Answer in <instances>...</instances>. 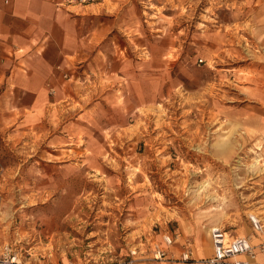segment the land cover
Instances as JSON below:
<instances>
[{"label": "rangeland", "instance_id": "1", "mask_svg": "<svg viewBox=\"0 0 264 264\" xmlns=\"http://www.w3.org/2000/svg\"><path fill=\"white\" fill-rule=\"evenodd\" d=\"M221 1L128 0L143 14V47L134 39L127 45L132 68L118 91L101 88L98 74L85 82L111 93L112 117L74 125L69 133L51 119L46 131L14 123L11 138L0 129L2 243L21 248L33 264L28 245L60 234L79 246L63 252L69 262L107 264L115 258L108 248L127 255L178 222L221 225L234 236L248 215L264 216V158L255 153L261 143L238 123L257 114L246 98L254 49L245 36L239 43V30L217 27L218 20H231ZM68 165L87 171L71 172ZM46 181L61 187L44 188Z\"/></svg>", "mask_w": 264, "mask_h": 264}, {"label": "crops", "instance_id": "2", "mask_svg": "<svg viewBox=\"0 0 264 264\" xmlns=\"http://www.w3.org/2000/svg\"><path fill=\"white\" fill-rule=\"evenodd\" d=\"M127 1L103 0L73 5L70 0H0L1 130L8 132L10 138L11 125L14 123L24 127L40 126L46 131L47 119H51V123L62 126L69 133L74 125H98L104 123L101 120L104 115L110 113L112 117L111 93L105 92L106 89L100 90L99 86L92 87L91 90L85 82L89 74H98L101 88L113 86L118 91L129 65L132 68L133 58L127 57V45L134 39L136 48L143 47L142 41H138V37H143L142 10L138 17L137 7L127 6ZM221 4L220 8L228 9L231 20L220 19L217 27L227 26L239 30V43V37L245 36L254 49V79L247 83L245 96L250 103L249 107L256 108L257 114L246 119L240 118L238 123L249 125L255 140L261 143L256 148V156L263 160L264 0H222ZM98 45H102V48H97ZM135 68L137 69L136 64ZM101 75L104 78H100ZM89 91L91 95L87 99L86 92ZM105 100L108 106L105 105ZM116 107L120 109L119 105ZM138 107L135 103L136 110ZM73 108L76 110L71 115L70 110ZM70 116L72 119L68 118ZM111 122L112 120H105V123ZM64 167L46 166L55 172H63ZM66 168L71 172L87 171L82 165H68ZM41 185L52 189L61 187L59 181H46ZM250 216H247V226L236 230V235L230 236L225 232L229 237L249 238L251 245L256 247L264 242V231L253 230ZM256 217L264 221V216ZM215 228L224 230L221 225L211 224L203 228L196 222L182 221L177 223L173 231L145 237L147 243L159 244L169 254L177 257L184 251L185 242L189 241L192 259L203 260L202 263L162 261L150 264H207L204 261L213 256L211 234ZM165 234H169L173 240L170 246L163 242ZM177 235L179 236L176 237ZM59 236L60 234H56L53 238L40 239L39 242L28 245L30 254L33 253L29 260L34 261L33 264L68 263L69 260L62 256L63 252L73 254L79 246L73 238L63 242ZM3 239L0 236V253L4 245H10L9 242L2 243ZM48 245H51V250H44ZM52 248L55 249V256ZM107 250V254H115L118 258L126 255V250L118 247ZM37 252L40 258L36 256ZM238 259L250 264H264V252L256 249L254 259L246 255L238 256ZM89 261L84 264H103L96 259Z\"/></svg>", "mask_w": 264, "mask_h": 264}, {"label": "built area", "instance_id": "3", "mask_svg": "<svg viewBox=\"0 0 264 264\" xmlns=\"http://www.w3.org/2000/svg\"><path fill=\"white\" fill-rule=\"evenodd\" d=\"M86 1V0H82ZM250 222L255 232L264 231V221L256 216H250ZM177 235L176 237H178ZM213 245V256L211 259L204 261L207 264H250L248 261L238 259V256L246 255L250 259L255 258V250L264 252V242L256 247H253L249 241V238L244 237H229L226 232L220 228H215L211 234ZM172 238L169 234L163 236V242L170 246L172 244ZM185 249L181 253L180 262L202 263L192 259L191 246L189 241L185 242ZM28 257L30 254L25 250ZM170 254L159 244H147L140 241L138 246L131 248L128 254L123 258L115 257L110 259L107 264H150L151 262L170 261ZM0 264H30L27 262L22 254V249L18 248L15 244L4 245L2 252L0 253ZM66 264H73L68 262Z\"/></svg>", "mask_w": 264, "mask_h": 264}]
</instances>
